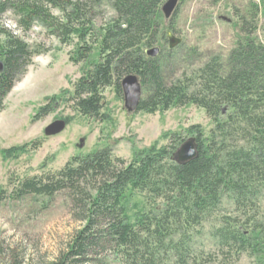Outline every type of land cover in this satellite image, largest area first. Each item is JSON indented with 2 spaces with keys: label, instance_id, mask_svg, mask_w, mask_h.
I'll return each instance as SVG.
<instances>
[{
  "label": "trees",
  "instance_id": "obj_1",
  "mask_svg": "<svg viewBox=\"0 0 264 264\" xmlns=\"http://www.w3.org/2000/svg\"><path fill=\"white\" fill-rule=\"evenodd\" d=\"M162 2L112 0L116 18L100 31L97 58H92L91 46L78 49L77 60L87 58L88 69L76 82L71 100L81 115L106 119L102 89L113 84L120 93L121 79L135 73L141 77L142 86L152 84L138 111L154 113L194 103L212 116L214 127L204 141L199 125L190 127L199 155L183 165L174 160L183 140L172 147L138 150L129 163L112 158L111 147L105 146L73 158L55 173L18 181L13 190L18 197L52 196L64 189L75 196L84 194L75 202L83 225L65 253L50 264H84L106 247L134 264H157L160 253L171 255L175 264H184L191 249L190 231L200 226L224 197L235 208L243 209L257 199L264 187V44L250 37L254 28L246 24L242 28L246 37L230 50L226 66L218 56L210 57L194 76L196 86L192 77L166 83L159 58H149L144 53L146 48L165 40L164 28L159 29L157 22ZM7 3H0V18ZM12 6L24 29L33 20H40L63 42L76 35L80 42L87 43L95 33L88 16V0H13ZM50 9L60 11L63 18H54ZM0 33L5 38L0 43L1 110L34 52L1 24ZM50 107L47 104L38 108L34 118ZM37 145L30 143L33 149ZM131 190L161 198L163 204L132 219L124 206L125 194ZM253 230L251 225L222 217L213 235L221 246L239 243L246 248L255 241Z\"/></svg>",
  "mask_w": 264,
  "mask_h": 264
},
{
  "label": "rangeland",
  "instance_id": "obj_2",
  "mask_svg": "<svg viewBox=\"0 0 264 264\" xmlns=\"http://www.w3.org/2000/svg\"><path fill=\"white\" fill-rule=\"evenodd\" d=\"M88 1V16L95 33L87 43L80 42L76 35L63 42L40 20H33L24 29L12 6L13 0L5 5L0 18V24L34 52L0 110V264H50L65 253L73 235L83 225L82 213L75 203L76 199L84 198L83 192L80 197L67 189L52 196L18 197L13 193L18 181L55 173L73 158L90 154L98 147H111L112 158L129 163L138 150L172 147L193 136L190 132L193 125H199L203 141L214 127L212 116L194 103L126 116L121 91L117 93L113 84L101 91L106 119L81 115L71 97L76 82L88 69V61L77 60L78 49L91 46L92 58H97L100 31L116 18L112 0ZM49 12L54 18H63L57 9ZM160 15L159 29L164 28L165 33L169 30L181 39L171 50L166 34L160 45H153L161 48L156 58L166 83L192 77L191 82L196 86L198 81L194 76L210 57L218 56L226 66L230 50L246 37L242 31L246 24L254 28L250 37L264 44V0H179L170 20H165L161 11ZM4 40L0 33V43ZM151 90V83L143 85L141 99ZM47 104L51 105L49 110L34 118L38 108ZM57 119L65 120V129L58 135L44 136V128ZM31 142L38 143L35 149ZM25 144L27 148L21 149ZM162 204L161 198H152L144 191L131 190L125 194L124 206L132 219ZM222 217L251 225L255 241L246 248L239 243L221 246L213 230ZM190 232L191 249L184 264H264V187L257 199L243 209L235 208L224 197L219 207ZM156 260L157 264H175L174 258L165 253H160ZM84 264L134 263L106 247Z\"/></svg>",
  "mask_w": 264,
  "mask_h": 264
},
{
  "label": "water",
  "instance_id": "obj_3",
  "mask_svg": "<svg viewBox=\"0 0 264 264\" xmlns=\"http://www.w3.org/2000/svg\"><path fill=\"white\" fill-rule=\"evenodd\" d=\"M178 3L179 0L164 1L160 7V11L165 20H170ZM219 18L224 21H229V19L224 16H220ZM166 38L168 40L169 50L177 47L181 43V39L173 36L169 30L166 32ZM160 52L161 48L159 46H152L144 51L145 55L149 58H156ZM119 86L122 95V110L125 112L126 116H132L138 111L142 97L141 77L135 73L127 74L121 79ZM65 126V120L57 119L44 128L43 134L46 137L58 135L65 129ZM82 145L83 140L80 139V146ZM198 155L199 150L197 139L195 136H191L185 139L176 149L174 160L176 164L183 165L194 160Z\"/></svg>",
  "mask_w": 264,
  "mask_h": 264
}]
</instances>
